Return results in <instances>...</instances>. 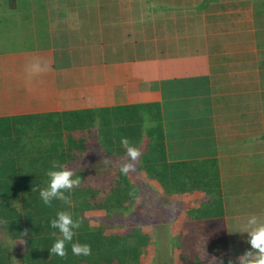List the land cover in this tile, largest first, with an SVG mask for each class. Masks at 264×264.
<instances>
[{"label":"crops","instance_id":"obj_1","mask_svg":"<svg viewBox=\"0 0 264 264\" xmlns=\"http://www.w3.org/2000/svg\"><path fill=\"white\" fill-rule=\"evenodd\" d=\"M44 9V30L36 18L25 37L11 18L20 12L0 15V127L27 130L36 145L51 137L50 161L75 172L198 165L206 181L185 192L197 211L217 181L221 217L243 226L264 217V0H44ZM52 122L60 141L58 126L45 135ZM35 176L44 175L0 180Z\"/></svg>","mask_w":264,"mask_h":264},{"label":"rangeland","instance_id":"obj_2","mask_svg":"<svg viewBox=\"0 0 264 264\" xmlns=\"http://www.w3.org/2000/svg\"><path fill=\"white\" fill-rule=\"evenodd\" d=\"M16 11L20 12L19 17L11 16V18L15 19L17 23L21 22V26H17V28H20L24 37L28 31L34 30L36 18L37 34L40 33L38 30L41 32L44 30V0H0V15L9 16L12 14L11 12ZM7 21H11V19L8 18ZM2 29L7 32L6 26H2ZM13 37L16 39V36ZM56 120L60 124L61 118ZM34 123L35 120H32L28 128H32ZM38 124L32 131L33 133H40V128H43V123L39 122ZM51 125L52 127L45 128V135L52 136L53 130L58 126L55 133L60 135L56 141H60L62 137L59 125L55 122H52ZM26 131L24 129L12 130L0 127L1 179H3L2 177H13L28 172H31V174H38L39 172L47 176V171L55 163L54 161L51 162L50 159L51 156H56L58 153L48 151L49 146L47 147L45 144L51 137L42 141L44 145H39L40 139H38V145H36L31 139L33 137ZM58 149L60 151L62 148L59 147ZM56 158H61V156ZM192 169V174L191 169H185L184 173L179 172L178 177H176L178 181L182 182L184 190L192 183L195 186L199 184V182L189 181L190 175L198 174L199 177L196 178L199 180L206 179L208 175L205 169L203 172L197 171L193 166ZM160 172H162L161 169H153L149 166L146 168H132L126 176L130 182L132 192L136 194L134 203L110 214L104 209H96L85 213L81 212L80 216L93 227L100 228L106 234L123 231L124 224H121V222L140 226L144 233L150 235V243L142 250L140 257L141 263L144 262V264H186L185 261H188L186 257H188V253L193 252V247H196L194 252L197 258H195V261L197 260L199 263L239 264L238 257L245 253V250L242 251L241 249L247 245L251 246L247 242L248 235L241 236L243 235L241 234L244 228L243 223H238V221L235 223L236 221L234 222L231 217L197 219L195 211L199 207L198 200L185 192L174 195L168 194L166 185L171 181L167 180L168 176L161 175ZM169 172L176 173L177 171H173L172 168ZM100 176L102 175L98 174V177H94V180L99 182L102 178ZM175 181H173V184ZM105 182L106 179L102 183ZM101 186H104V184ZM176 203L177 205H174ZM177 216L183 219L175 222ZM25 221V215L22 214V220L18 223H21L23 228L26 226ZM207 231L214 235L209 238ZM212 239H216V243H212ZM245 239H247V243H244ZM0 246L5 249L6 264H24L21 257L26 249L25 239H17L1 218ZM183 258L185 261H183ZM79 264L85 263L81 262Z\"/></svg>","mask_w":264,"mask_h":264},{"label":"trees","instance_id":"obj_3","mask_svg":"<svg viewBox=\"0 0 264 264\" xmlns=\"http://www.w3.org/2000/svg\"><path fill=\"white\" fill-rule=\"evenodd\" d=\"M16 21V20H15ZM40 38H43L42 36ZM41 40V39H40ZM44 39H42V42ZM104 169H90L77 171L75 174L81 178L79 186L74 187L66 195L70 196L71 206L61 200H53L51 205L43 203L39 196L41 187H47L48 176L20 177L11 180H0V218L5 221L7 228L11 229L17 239H25L26 249L22 255L24 264H142V250L150 243V235L144 233L140 226L133 223L121 222L124 230L115 233L106 234L100 228L93 227L86 219L80 216L90 210L104 209L108 214L115 210L126 208L129 204L134 203L136 194L130 188V182L127 173L122 169H113V165L108 163ZM198 169L199 166L187 163H173L167 165H151L149 168L161 169V175L165 174L171 181L166 186L168 194L190 192V188L183 189L182 182L174 177L178 173H184L185 169ZM173 168L175 172H169ZM158 171V170H157ZM114 172V173H113ZM159 172V171H158ZM169 172V174H167ZM102 175L101 180L96 182L94 177ZM198 174L190 175L191 182L205 183V178L199 180ZM106 179L105 183L104 182ZM176 180V181H175ZM173 181L175 183L173 184ZM215 181V180H214ZM33 184L36 185L33 187ZM42 186L40 187V185ZM104 184V186H101ZM126 186H123V185ZM193 185V183H192ZM196 188V187H194ZM193 189V186L191 187ZM209 192L210 201L205 208L197 211L198 216L205 217H221L222 202L219 183L216 181L211 186ZM59 211H69L73 218L82 220L81 227L76 230L73 242L80 244H89L91 246V254L76 255L73 254L71 243L66 244V254L59 256L50 254L49 250L54 241L60 238L58 229L50 226V221L56 217ZM22 214L25 215L26 226L23 228L18 221L22 220ZM20 224V225H18ZM119 225V224H117ZM55 233V235H53ZM214 234L208 233L211 238ZM216 239H212V243H216ZM192 248V247H191ZM190 248V249H191ZM188 253L185 261L186 264H204V262L195 261V249ZM4 251L0 246V264H6L7 259L4 257ZM193 253V254H192Z\"/></svg>","mask_w":264,"mask_h":264},{"label":"clouds","instance_id":"obj_4","mask_svg":"<svg viewBox=\"0 0 264 264\" xmlns=\"http://www.w3.org/2000/svg\"><path fill=\"white\" fill-rule=\"evenodd\" d=\"M122 144L127 148L128 154L135 159L138 156V149L129 143L127 138L122 139ZM131 165L125 166L122 171L127 172ZM49 181L47 187H41L39 196L43 203L51 205L53 200H61L71 206V199L66 192H69L81 183V178L75 174V170L58 163H54L47 171ZM36 185L33 184V187ZM82 220L73 218L69 211H59L56 217L50 221L53 229H58L60 238H57L49 250L50 254L64 256L66 254V244L71 243L73 254L89 255L91 246L89 244H80L73 242L76 230L81 227ZM245 232L248 235L250 249L238 257L239 264H264V217L251 215L244 225ZM55 235V233H53Z\"/></svg>","mask_w":264,"mask_h":264}]
</instances>
